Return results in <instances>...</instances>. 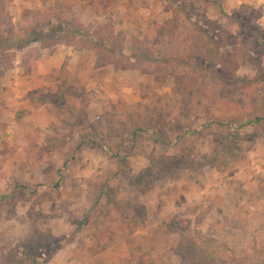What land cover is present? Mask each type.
Returning a JSON list of instances; mask_svg holds the SVG:
<instances>
[{
    "label": "rangeland",
    "instance_id": "rangeland-1",
    "mask_svg": "<svg viewBox=\"0 0 264 264\" xmlns=\"http://www.w3.org/2000/svg\"><path fill=\"white\" fill-rule=\"evenodd\" d=\"M0 264H264V0H0Z\"/></svg>",
    "mask_w": 264,
    "mask_h": 264
},
{
    "label": "crops",
    "instance_id": "crops-1",
    "mask_svg": "<svg viewBox=\"0 0 264 264\" xmlns=\"http://www.w3.org/2000/svg\"><path fill=\"white\" fill-rule=\"evenodd\" d=\"M68 56L72 57V59L70 61H68V63H70V66H73L76 63V61L80 58L77 55L70 54V53H68ZM68 56L64 52H59V53L55 54V56H50V58L48 60L50 62L51 67H53L54 69H58V67H60L62 64L64 65V60L67 59ZM84 62L85 61H82V60L78 61V64H79L80 69H81L80 72H84L85 70L90 69V66H87ZM37 68H39V66ZM42 68L43 69H42V71H40L39 74L40 75L45 74V75H43V76L39 75V76L43 77L44 80H46L49 73H43L44 71H48V70H46L47 68L45 66H43ZM54 69H52V70H54ZM94 69H96V64L94 65ZM113 71H115V70H113ZM101 77L104 78L103 76H101ZM121 77H122V75L119 74L117 79H119ZM109 82H110V80H106V79L104 80L105 85H106V83H109ZM43 107H45V106H42L38 109H34L32 107V105L30 103H28L25 108H27L29 110L28 111L29 113L27 115H25V117H44V114H42V113H44L42 111ZM29 108H31V109H29Z\"/></svg>",
    "mask_w": 264,
    "mask_h": 264
},
{
    "label": "trees",
    "instance_id": "trees-1",
    "mask_svg": "<svg viewBox=\"0 0 264 264\" xmlns=\"http://www.w3.org/2000/svg\"><path fill=\"white\" fill-rule=\"evenodd\" d=\"M236 20L240 21V23H242V24H246V22H245L243 19H241V18H237V17H236ZM261 119H262V118L257 117V118H255L254 120H248V121L244 124V126H248V125H251V124H253V123H258V122L261 121Z\"/></svg>",
    "mask_w": 264,
    "mask_h": 264
}]
</instances>
